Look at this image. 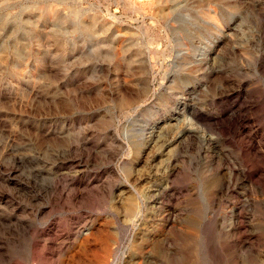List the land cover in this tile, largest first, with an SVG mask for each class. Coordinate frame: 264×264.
I'll use <instances>...</instances> for the list:
<instances>
[{
	"label": "rangeland",
	"instance_id": "1",
	"mask_svg": "<svg viewBox=\"0 0 264 264\" xmlns=\"http://www.w3.org/2000/svg\"><path fill=\"white\" fill-rule=\"evenodd\" d=\"M0 264H264V0H0Z\"/></svg>",
	"mask_w": 264,
	"mask_h": 264
},
{
	"label": "bare ground",
	"instance_id": "2",
	"mask_svg": "<svg viewBox=\"0 0 264 264\" xmlns=\"http://www.w3.org/2000/svg\"><path fill=\"white\" fill-rule=\"evenodd\" d=\"M87 26V25H86ZM87 29V28H86ZM103 242H105V240H103Z\"/></svg>",
	"mask_w": 264,
	"mask_h": 264
}]
</instances>
